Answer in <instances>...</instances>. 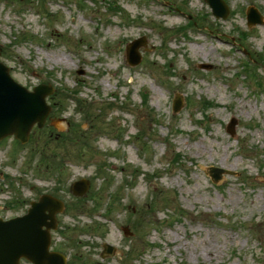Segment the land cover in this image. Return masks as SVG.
<instances>
[{
	"label": "rangeland",
	"instance_id": "374dc122",
	"mask_svg": "<svg viewBox=\"0 0 264 264\" xmlns=\"http://www.w3.org/2000/svg\"><path fill=\"white\" fill-rule=\"evenodd\" d=\"M226 1L223 19L205 0H0L2 61L54 88L44 127L0 142V217L63 199L52 247L70 264H264V23L246 19L264 0Z\"/></svg>",
	"mask_w": 264,
	"mask_h": 264
},
{
	"label": "water",
	"instance_id": "95a60500",
	"mask_svg": "<svg viewBox=\"0 0 264 264\" xmlns=\"http://www.w3.org/2000/svg\"><path fill=\"white\" fill-rule=\"evenodd\" d=\"M217 17L226 18L229 7L224 0H207ZM248 24L262 23L261 14L254 7L247 12ZM144 40H134L128 50V60L132 64L140 62L138 48ZM1 54V48H0ZM10 69L0 60V139L14 134L22 142L29 139L34 125L42 127L51 110L46 96L53 92L52 86L37 85L29 90L17 82L10 74ZM179 97L174 102V109L181 108ZM237 123L232 118L229 131L233 134ZM211 174L218 181L223 168H211ZM88 181L81 180L73 184V192L82 195L87 189ZM64 209V203L44 194L38 201H33L28 213L10 220L0 219V264H20L21 257H26L34 264H67L66 258L59 252L49 251L51 229L57 227L56 213ZM46 227V228H44ZM108 253L113 251L111 245H106Z\"/></svg>",
	"mask_w": 264,
	"mask_h": 264
},
{
	"label": "bare ground",
	"instance_id": "6f19581e",
	"mask_svg": "<svg viewBox=\"0 0 264 264\" xmlns=\"http://www.w3.org/2000/svg\"><path fill=\"white\" fill-rule=\"evenodd\" d=\"M62 60L69 61L71 58L68 55H63Z\"/></svg>",
	"mask_w": 264,
	"mask_h": 264
}]
</instances>
